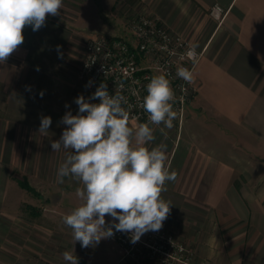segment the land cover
<instances>
[{
    "label": "crops",
    "instance_id": "1",
    "mask_svg": "<svg viewBox=\"0 0 264 264\" xmlns=\"http://www.w3.org/2000/svg\"><path fill=\"white\" fill-rule=\"evenodd\" d=\"M96 2L108 6L113 26L121 17L152 16L202 50L193 68L196 90L180 125L173 123L162 134L163 125L150 124L156 139L147 147L165 143L166 166L177 172L161 194L172 204L161 231L187 244L195 258L219 260L207 246L223 242L230 244L229 257L236 264H264V0ZM214 3L226 9L219 24L208 14ZM23 35L24 42L9 57L13 63L0 67V111H33L38 122H30L29 112L27 122L12 118L5 124L0 117V179L5 156L11 154L17 167L27 161L33 180L54 181L57 195L73 194L77 207L81 201L75 189L81 185L70 177L57 182L65 152L51 149V141L67 127L60 115L77 114L74 101L82 95L77 83L66 77V68L75 64L73 35L48 19L37 31L26 26ZM42 116L52 120L47 135L38 131ZM21 126L28 134L20 151L15 140ZM199 228L205 229L206 244L198 240ZM12 239L16 245L12 264H68L62 253L73 247L78 264H114L118 255L117 244L108 238L82 248L62 220L30 221L26 241Z\"/></svg>",
    "mask_w": 264,
    "mask_h": 264
},
{
    "label": "clouds",
    "instance_id": "2",
    "mask_svg": "<svg viewBox=\"0 0 264 264\" xmlns=\"http://www.w3.org/2000/svg\"><path fill=\"white\" fill-rule=\"evenodd\" d=\"M62 8L63 0H0V63L24 42L26 26L37 31L47 16L59 15ZM197 47L192 44L185 53L193 65L198 61ZM176 75L187 83L194 79L193 70L183 66ZM146 88L139 107L148 114V123L130 127L132 105L119 91L110 95L106 83H101L87 100L83 95L75 99L78 113H65L61 123L67 127L58 140L51 141L52 151L65 152L57 182L70 177L81 185L75 189L81 203L62 220L72 230L74 243L80 242L82 248L112 237L113 229L129 233L135 244L145 233L160 231L170 214L172 204L161 194L167 191L166 182L176 180L177 172L166 166L165 143L151 149L147 145L156 139L150 124L163 125L162 134L173 127L175 94L163 72L154 75ZM97 99L99 103L90 102ZM51 123L50 116H42L39 133L47 135ZM106 216L112 218L108 224ZM62 256L68 264H78L74 247Z\"/></svg>",
    "mask_w": 264,
    "mask_h": 264
},
{
    "label": "built area",
    "instance_id": "3",
    "mask_svg": "<svg viewBox=\"0 0 264 264\" xmlns=\"http://www.w3.org/2000/svg\"><path fill=\"white\" fill-rule=\"evenodd\" d=\"M208 14L219 24L225 18L226 9L214 3ZM126 25L130 38L99 33L88 41L79 69L86 94L90 97L101 83H106L110 95L119 91L132 105L130 123H148V114L139 104L147 95L146 85L150 79L163 72L175 94L172 103L179 126L196 88L193 81L185 82L176 71L181 66L193 70L195 65L185 55L192 44L152 16L141 14L128 18ZM196 51L199 60L202 50ZM92 101L99 103L98 99ZM123 106L128 109V105ZM113 231L114 235L109 239L118 246L114 264H216L208 259L195 258L187 244L161 230L145 233L135 244L129 233Z\"/></svg>",
    "mask_w": 264,
    "mask_h": 264
},
{
    "label": "rangeland",
    "instance_id": "4",
    "mask_svg": "<svg viewBox=\"0 0 264 264\" xmlns=\"http://www.w3.org/2000/svg\"><path fill=\"white\" fill-rule=\"evenodd\" d=\"M107 8L108 6L106 4H99L96 0H63V8L60 10V14L57 16L49 15L46 18L59 27L70 30L72 33L73 47L71 54H73L72 57L75 64L71 68H66V77L74 81V83H77L75 86L76 90L79 93L81 92L86 98H89V96L85 92L84 81L79 78V69L84 58V50L90 38L99 33H116V35L130 38L129 34L125 32L127 31V17H121L120 20L114 24L115 26H113L114 21L110 20L111 11ZM115 28L116 30H114ZM11 60V58H8L4 65L12 64L13 62ZM1 65L2 63H0V67ZM0 86L2 87L1 83ZM28 112L29 117L27 115ZM32 112L33 111H23V113L22 111H0V117L4 119L5 124H7L8 121L12 122V118H14L15 121L24 119V122H27V117L30 119V122H32L33 119L38 122V117H34ZM66 112L69 111H63L59 120H62ZM13 114H15V116H13ZM173 123L178 124L176 121H173ZM27 130L25 126L17 128L15 146L20 142V151L23 150V143H25L28 134ZM19 149L17 147L16 152ZM5 157L7 161L3 164L4 179H0V264H12L16 257L15 255L13 256L16 247V245L13 244V236H19L26 241L30 221H61L64 215L69 214L74 209L77 200L73 194L71 196L57 195V187L54 181L49 182L44 181L42 178H37L36 180H33L32 177L30 178L28 173L29 165L26 160H21L20 166L17 167V165L15 166L12 163L11 154ZM20 157L22 158V156ZM20 180L29 184L34 190V193L22 188L18 184ZM59 204L61 205L57 206ZM64 226L66 225L64 224ZM68 229L71 230L70 228ZM199 229L201 233L197 235L198 240H200L201 243H205V239L208 236L204 228ZM208 248L210 250H208ZM229 249L230 244L223 242L221 244L208 245L207 252L214 251L218 253L220 257L219 260H211L210 258L209 260L216 264H218V261H221L223 264H236V260L231 256L229 257V253L231 254V250Z\"/></svg>",
    "mask_w": 264,
    "mask_h": 264
},
{
    "label": "trees",
    "instance_id": "5",
    "mask_svg": "<svg viewBox=\"0 0 264 264\" xmlns=\"http://www.w3.org/2000/svg\"><path fill=\"white\" fill-rule=\"evenodd\" d=\"M18 184L22 188H25L26 190H28L29 192L34 193V190L32 189V187L29 184H27L26 182L20 180V181H18Z\"/></svg>",
    "mask_w": 264,
    "mask_h": 264
}]
</instances>
